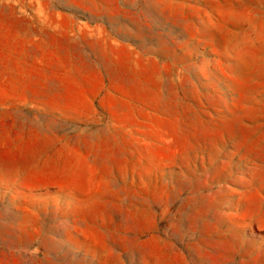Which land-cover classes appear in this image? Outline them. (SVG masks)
<instances>
[{
	"label": "rangeland",
	"instance_id": "1",
	"mask_svg": "<svg viewBox=\"0 0 264 264\" xmlns=\"http://www.w3.org/2000/svg\"><path fill=\"white\" fill-rule=\"evenodd\" d=\"M0 264H264V0H0Z\"/></svg>",
	"mask_w": 264,
	"mask_h": 264
}]
</instances>
